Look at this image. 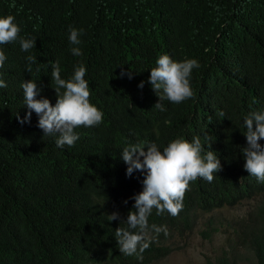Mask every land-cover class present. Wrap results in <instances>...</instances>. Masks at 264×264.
<instances>
[{
	"label": "trees",
	"instance_id": "1",
	"mask_svg": "<svg viewBox=\"0 0 264 264\" xmlns=\"http://www.w3.org/2000/svg\"><path fill=\"white\" fill-rule=\"evenodd\" d=\"M8 15L20 33L0 45L7 57L0 68L7 85L0 88V264H151L173 251L171 242L198 213L250 199L255 206L235 234L264 264V183L248 174L243 156L244 118L264 112V0H0V17ZM72 28L83 30L79 45L70 43ZM33 38L35 47L22 51L20 39ZM163 54L199 67L190 76L193 97L160 100L161 111L154 105L162 90L156 94L149 77ZM56 61L62 79L84 65L90 102L103 113L99 125L75 128L79 139L63 148L57 135H44L35 112L30 123L17 118L29 111L24 81L55 105ZM179 137H199L201 154L214 151L221 170L212 182H190L177 216L153 208L149 226H166L168 234L151 231L142 259L126 256L115 231L127 228L122 220L145 173L126 175L123 148L155 143L163 151ZM113 212L119 218L110 221ZM206 264L235 262L223 251Z\"/></svg>",
	"mask_w": 264,
	"mask_h": 264
},
{
	"label": "clouds",
	"instance_id": "2",
	"mask_svg": "<svg viewBox=\"0 0 264 264\" xmlns=\"http://www.w3.org/2000/svg\"><path fill=\"white\" fill-rule=\"evenodd\" d=\"M11 15L0 17V45L12 43L17 40L20 28L14 23ZM83 30L70 29L69 40L72 45H79V36ZM36 39H20L22 51L28 52L35 47ZM74 56H81L79 47H72ZM7 59L0 50V68ZM26 59L31 63L36 62V57L29 55ZM195 59L175 61L169 55H160L156 60V67L150 71L149 82L157 94L162 90L159 101L154 105L164 111L160 100L167 99L172 103H181L193 97L190 85V76L193 68H198ZM30 71V68H29ZM86 68L83 64L77 66L74 74L69 79L61 78L59 61L52 64L51 78L55 83L56 103L53 106L48 98L37 99L42 89L32 80L24 81L21 85L24 100L29 110L23 119L18 118L21 124L30 123L32 112L39 117L38 127L44 135H57L56 145L63 148L65 145L73 146L79 139L74 131L77 127L97 126L103 121V113L90 102V90L85 79ZM131 78V77H130ZM144 82L139 84L143 88ZM7 87L5 81L0 79V88ZM63 89V91H61ZM247 145L243 147L245 159L244 168L249 175L258 182L264 183V112H252L244 118ZM211 147V145H210ZM203 146L199 137H194L191 142L183 137L171 140L163 151L152 143L145 150L139 144L128 145L123 148L121 158L127 165L126 175L131 176L134 170L145 173L143 190L132 197L135 203L133 209L127 214V219L122 220L127 228H117L115 237L120 246L119 251L126 255H137L142 259V253L149 247L153 237L163 232L168 234L166 226H149L148 218L155 208L157 214L167 211L172 216H177L183 208V198L189 189L190 182L203 178L208 182L214 179V173L221 170L220 159L212 150L202 155ZM127 204V201H124ZM119 218L118 212L109 215V219Z\"/></svg>",
	"mask_w": 264,
	"mask_h": 264
},
{
	"label": "rangeland",
	"instance_id": "3",
	"mask_svg": "<svg viewBox=\"0 0 264 264\" xmlns=\"http://www.w3.org/2000/svg\"><path fill=\"white\" fill-rule=\"evenodd\" d=\"M255 200L224 205L211 212L198 213L189 232L175 238L173 251L151 264H206L226 251L235 264H255L251 250L238 241V222L254 208Z\"/></svg>",
	"mask_w": 264,
	"mask_h": 264
}]
</instances>
